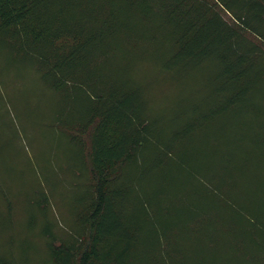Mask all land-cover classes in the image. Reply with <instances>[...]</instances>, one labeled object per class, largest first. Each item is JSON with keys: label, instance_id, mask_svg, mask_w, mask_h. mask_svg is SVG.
<instances>
[{"label": "trees", "instance_id": "16d2710c", "mask_svg": "<svg viewBox=\"0 0 264 264\" xmlns=\"http://www.w3.org/2000/svg\"><path fill=\"white\" fill-rule=\"evenodd\" d=\"M263 44L264 0H0V78L30 87L23 109L13 98L11 107L36 129H57L71 152L61 165L25 161L26 174L41 171L51 190L59 175L65 190L75 188L64 190L67 215L53 192L25 190L21 222L0 176V264H173L189 241L182 227L203 228L213 213L215 233L204 229L201 239L222 251L217 264H264ZM148 68L197 95L168 137L151 127L143 88L127 76ZM34 102L49 106L39 121L27 109ZM200 111L216 119L222 150L193 167L177 149L194 138ZM164 159L168 189L191 185L201 202L172 210L184 222H153L149 233L147 220L171 205L169 191L149 193L142 174Z\"/></svg>", "mask_w": 264, "mask_h": 264}, {"label": "rangeland", "instance_id": "374dc122", "mask_svg": "<svg viewBox=\"0 0 264 264\" xmlns=\"http://www.w3.org/2000/svg\"><path fill=\"white\" fill-rule=\"evenodd\" d=\"M223 15L228 21L233 23V19L229 14L223 12ZM248 35L255 41L260 42L253 35L249 33ZM155 73V71L148 68L142 71L139 69L130 70L129 75H125L130 77V80L139 82L143 88L142 94L144 100L141 103L146 104L151 117H153L151 127L155 130L159 129L157 133L160 137H168L169 128L181 118L185 108L191 107L194 104L197 95H193L191 91L187 93L186 89L184 90V85L178 82H159L156 79ZM29 90L30 87L25 86L21 79L9 80L4 78V80H1L0 78V143L4 144L7 148L0 153V176L6 180V183L8 181V188H10V192L12 193L8 194L7 197L12 198L10 200L13 202L12 209L16 221L20 220L21 222L27 214L24 196L25 190L30 193L35 189L34 187L43 189L50 194L53 192L52 201L57 213L59 215H67L68 213V208L65 202H63L65 187L62 186V183L64 179L60 175L56 178L60 182L55 190L53 188L54 185H52L53 189L51 190L45 182H39L38 176L41 174V171L28 170L26 174L28 166L25 161L33 159L34 165L37 166V162L40 164L42 159H48L53 161L54 165H61L71 156L70 148L66 145V142L62 141L61 133L57 129L53 130L43 125V122H40V125H37L36 129L27 121L25 116L19 114L20 111L15 112L14 107H11L10 98H13L17 101V107L20 109L24 105L23 96ZM48 107L45 103L34 102L27 109H29L30 113L34 114L33 120L39 121L38 117L42 115L43 109H47ZM193 108L196 109L197 106H193ZM197 118H195L197 130L193 134L194 138L186 143V147L180 150L177 149L180 159L185 160L188 165L190 164L193 167L198 164H212L220 153L219 151L222 150L216 143V135L218 134L216 119L212 116L207 117L202 111H200ZM120 130L119 124L111 121L107 127V134L110 138L116 139ZM82 137L85 141H89L90 135L86 134ZM163 164L160 167H155V163L151 161L148 165V172L142 174L144 177L143 183L148 185L149 193L154 191L159 185L169 191L170 199L167 198V202L171 205L169 211H157L151 215V219L147 220V231L149 233L152 230L153 222L166 223L164 221L170 219L178 220L179 218V223L184 222L185 217L182 219V217L172 210L186 208L190 202H201L198 195L195 194L194 189L190 187L191 185L185 188L182 186H169L168 189L167 184L169 183L168 179H170L171 168H169L170 163L167 159H164ZM65 191L67 194L72 195L75 192V188H68ZM13 192L17 193L15 194L16 196H13ZM160 205L159 203L158 206ZM212 217L208 221H206L207 219L204 220L203 228L198 226V222L196 230L192 226L189 228L186 226L182 227L179 234L188 235L187 239L189 241L182 242L178 247L180 253L177 257H172L173 264H217L216 260L221 257L222 251L218 247H208L205 243H202L201 239V233L204 232V229H211L210 232L215 233L213 223H215L216 218L214 213ZM62 231L66 232L63 226ZM141 256L145 262L152 260L146 248L142 251Z\"/></svg>", "mask_w": 264, "mask_h": 264}]
</instances>
